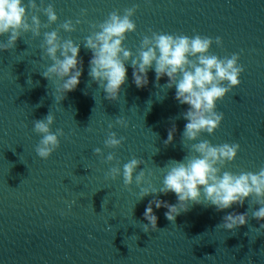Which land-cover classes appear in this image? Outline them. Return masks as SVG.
I'll use <instances>...</instances> for the list:
<instances>
[{
  "label": "water",
  "instance_id": "1",
  "mask_svg": "<svg viewBox=\"0 0 264 264\" xmlns=\"http://www.w3.org/2000/svg\"><path fill=\"white\" fill-rule=\"evenodd\" d=\"M49 2L58 19L41 33L78 18L74 31L60 30L59 35L80 42L90 24L135 3L131 19L136 30L123 42L133 52L151 29L212 37L208 51L218 57L238 53L240 83L216 101V110L223 113L219 126L197 139L239 144L224 170L257 171L264 163V0H44ZM81 8L86 9L83 16ZM6 38L0 35V41ZM41 39L21 33L12 48L0 51V264H264V229H259L264 219L252 217L258 206L249 207V198L221 211L193 202L172 221L164 217L165 208L154 207L156 229L145 232L141 214L152 194L138 200L134 180L126 187L120 175L106 178L109 167L136 157L143 161L137 171L143 168L145 179L159 187L166 171L161 168L187 154L191 142L183 144L181 136L187 105L173 98L174 87H164L167 77L154 82L149 69L147 86L138 89L126 63L117 98L106 99L87 74L90 52L81 42L79 83L56 101L54 81L41 75L50 63L41 58ZM48 112L54 116L50 130L61 128L63 135L49 157L41 159L34 151L39 134L32 121ZM118 116L126 127L115 123ZM173 123L176 131L165 145ZM109 131L124 137L115 148L103 144ZM96 147L99 155L93 153ZM108 152L114 159L105 163ZM157 196L176 202L171 192ZM232 211H247L246 222L224 229L222 217Z\"/></svg>",
  "mask_w": 264,
  "mask_h": 264
},
{
  "label": "clouds",
  "instance_id": "2",
  "mask_svg": "<svg viewBox=\"0 0 264 264\" xmlns=\"http://www.w3.org/2000/svg\"><path fill=\"white\" fill-rule=\"evenodd\" d=\"M136 8L137 5L133 3L122 13L110 11L102 21L90 24L89 34L82 41L75 42L68 37L62 38L59 31H74L75 25L81 22L78 18L75 22L65 19L55 28L41 33L42 28L48 29L58 19L51 2L45 4L44 0H39L38 4L37 0H0V35L7 34L6 40L0 41V51L12 48L21 33L30 32L33 37L42 35L39 45L41 58L46 56L50 63L41 75L54 81L53 96L56 101H60L79 83L83 64L78 56L81 42L90 52L87 74L103 90L106 99L117 98L126 80V63L131 68L132 83L138 89L147 86L149 69L154 73V82L162 76L167 77L164 87H174L173 98L178 104L187 105L181 113L186 121L181 133L182 143L191 142L187 145V154L181 160H171L161 168L166 171L159 187L145 179L143 168L137 171V166L143 161L136 157H131L119 167H109L105 173L106 178L111 179L120 175L126 187L134 180L139 188L138 200L152 194V199L147 201L141 214L147 221L141 224L143 231L156 229L154 207L165 208L164 217L172 221L193 202L211 205L221 211L233 204L242 205L245 198H249V207L253 204L258 206L251 210L252 217L258 221L264 219V163L257 171L236 173L224 170L223 166L236 157L239 144H213L208 139H197L201 133L211 134L219 126L223 113L216 110V101L240 83L239 75L243 67L238 63V53L218 57L208 51L213 43L212 37L151 29H148L150 35H141L133 52L123 42L127 33L136 30L135 22L131 19ZM85 12L86 9H80L81 16ZM37 13L43 14L46 21L42 23ZM214 42L220 46L221 38L216 36ZM53 120L54 116L48 112L43 119L32 121L33 132L39 134L34 151L41 159L49 157L59 145L58 137L63 135L61 128L50 130ZM115 123L127 126V121L120 116L115 118ZM108 128H112L111 123ZM175 131L173 123L167 129L163 141L165 145L172 141ZM123 139V136L117 137L115 132L109 131L103 144L107 148H115ZM93 153L99 155L101 148H94ZM113 159L112 152L103 156L105 163ZM169 192L175 195V203L157 196V193L166 195ZM247 216V211L227 212L219 225L224 229H233L245 224ZM259 229H264V223L259 225Z\"/></svg>",
  "mask_w": 264,
  "mask_h": 264
}]
</instances>
